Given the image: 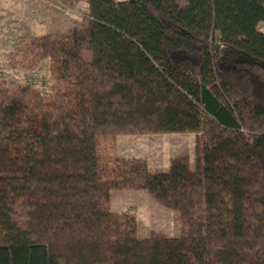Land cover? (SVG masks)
<instances>
[{
  "label": "trees",
  "instance_id": "1",
  "mask_svg": "<svg viewBox=\"0 0 264 264\" xmlns=\"http://www.w3.org/2000/svg\"><path fill=\"white\" fill-rule=\"evenodd\" d=\"M84 1L9 54L51 85L0 83V264H264V0ZM168 134L194 135L193 165L102 153ZM121 190L176 212L178 237L138 239Z\"/></svg>",
  "mask_w": 264,
  "mask_h": 264
},
{
  "label": "rangeland",
  "instance_id": "2",
  "mask_svg": "<svg viewBox=\"0 0 264 264\" xmlns=\"http://www.w3.org/2000/svg\"><path fill=\"white\" fill-rule=\"evenodd\" d=\"M66 1L67 6L61 5L56 0H0V83L6 88H16L28 84L45 93L48 92L51 85L48 61L42 62L33 72L17 71L9 68V54L17 52L19 40L24 36L46 33L66 34L77 27L87 14V4L84 0ZM258 31L264 33V24L258 26ZM83 58L89 62L90 53L84 52ZM166 144L165 147L171 148L172 143ZM178 145L176 147L184 148L185 152L190 151L191 146L186 145L185 140H182ZM112 151L117 156L115 143L112 149L102 150V153L108 156ZM122 154L129 159V156L132 157V148L120 147L119 155ZM169 158L168 149H163L161 157L154 161L158 162V167L161 165L163 167ZM115 193L113 192L111 196ZM112 200L113 210L117 209L119 212L126 208L135 210L139 217V229L136 231L138 238L149 237L152 233L179 234L178 214L150 198L147 192L121 190L113 196Z\"/></svg>",
  "mask_w": 264,
  "mask_h": 264
},
{
  "label": "crops",
  "instance_id": "3",
  "mask_svg": "<svg viewBox=\"0 0 264 264\" xmlns=\"http://www.w3.org/2000/svg\"><path fill=\"white\" fill-rule=\"evenodd\" d=\"M46 34H52V33H46ZM87 62V61H86ZM194 135L192 134H168V135H152V136H121L117 137L115 140V145H116V154L118 158L125 159V160H130V159H137V160H143L147 164L148 171L150 173H163L166 172L169 163L171 160L175 158H179L182 156L188 157L189 164L193 165L194 158H193V145H194ZM182 140H185L186 145L191 146L189 149V152H185V149L182 147H176L179 146L178 144L182 142ZM174 142V144H173ZM166 143H172L170 145L171 148L165 147ZM167 145V144H166ZM128 146L129 148H132V157L129 156L126 157L125 155H119L120 152V147H126ZM163 149H168L170 153V158L167 161V164L162 167L157 166L158 162L157 161L161 155H162V150ZM150 159H153V161H150ZM155 160V161H154ZM156 163V164H155ZM115 194H118L119 191H113ZM111 192V194L113 193ZM114 194V195H115ZM110 198V203H109V208L112 213H131L136 216L137 220V231L139 229V217L137 216L136 212L134 209H129L126 208L123 211L119 212L117 209H114V203H113V196ZM176 213V212H175ZM163 235V234H162ZM179 234L175 235H165L168 238H177ZM136 237H137V232H136ZM138 238V237H137ZM148 236L140 237L138 239L144 240L147 239Z\"/></svg>",
  "mask_w": 264,
  "mask_h": 264
}]
</instances>
